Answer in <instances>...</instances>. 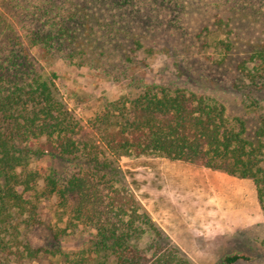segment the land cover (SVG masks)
<instances>
[{
    "label": "trees",
    "instance_id": "obj_1",
    "mask_svg": "<svg viewBox=\"0 0 264 264\" xmlns=\"http://www.w3.org/2000/svg\"><path fill=\"white\" fill-rule=\"evenodd\" d=\"M18 1L24 17L19 21L28 22L24 31L32 47L69 61L95 62L107 74L123 76L131 54L152 52L147 31L163 33V22L175 26L163 12L169 2L181 0H38L25 7ZM217 25L224 29L228 23ZM22 40L0 17V254L5 264L12 257L15 264L51 257L65 264H195L131 189L119 167L124 159L164 158L252 180L264 210V120L250 135L245 120L232 118L215 98L185 88L139 85L138 95L97 115L90 123L94 135L81 141V121L58 96L55 82L40 73ZM221 44L229 52L235 46L231 39ZM120 51V61L115 60ZM238 70L248 86L261 87L264 48L244 58ZM55 157L75 163L71 177L33 167ZM52 198L70 224L96 230L89 257L65 253L60 231L45 227L40 204ZM23 227L50 231L48 247L19 240ZM241 259L231 255L223 262Z\"/></svg>",
    "mask_w": 264,
    "mask_h": 264
},
{
    "label": "rangeland",
    "instance_id": "obj_2",
    "mask_svg": "<svg viewBox=\"0 0 264 264\" xmlns=\"http://www.w3.org/2000/svg\"><path fill=\"white\" fill-rule=\"evenodd\" d=\"M5 1V4L0 2V17L14 25L40 73L55 82L58 96L81 121L84 128L81 141L94 135L95 130L90 123L97 115L124 97H135L144 85L185 88L215 98L227 107L232 118L245 120L250 135L263 123L264 82L258 88L248 86L238 65L256 49L264 48V0L169 2L172 5L163 13L169 21H176L175 26H166L163 22L160 26L166 29L163 33L160 28L153 33L151 29L147 31L146 47H152V52L140 50L131 54L132 62L123 76L109 75L95 62L82 64L78 59L69 61L59 55H49L45 49L32 47L24 31L28 22L19 21L24 18L17 8L19 1ZM20 2L24 7L30 3L38 4V0ZM160 15L163 16L162 12ZM218 20L228 23L227 28H218ZM230 39L235 45L231 52L221 44V41L229 42ZM1 44L5 45L3 41ZM114 55L112 57L120 61L123 54L120 51ZM132 160H122L119 167L133 190ZM36 166L44 167L48 172L51 170L62 179L71 177L77 170L74 162L57 157L36 161L33 167ZM239 182L248 198L247 206L236 209V201L230 196L234 210L226 215V220L232 227L231 231L210 242L198 240L197 254H193L195 258L189 255L195 264H224L223 258L231 255L243 257L235 264H264V210L254 182L241 179ZM211 193L218 199L216 192ZM40 205L42 217L46 220L45 227L52 226L61 233L62 250L70 256L83 254L89 257L92 253L89 249L96 241V230L92 226L70 224L68 216H63L58 208L56 198L42 201ZM18 238L29 240L36 247H48L52 237L46 228L23 227ZM11 245L14 250L17 249ZM19 249L22 251L23 247L19 245ZM11 260V264H15L14 257ZM0 261L5 264L1 254ZM65 261L51 257L42 258L35 264H65Z\"/></svg>",
    "mask_w": 264,
    "mask_h": 264
},
{
    "label": "crops",
    "instance_id": "obj_3",
    "mask_svg": "<svg viewBox=\"0 0 264 264\" xmlns=\"http://www.w3.org/2000/svg\"><path fill=\"white\" fill-rule=\"evenodd\" d=\"M132 163L131 185L140 201L172 241L193 258L198 240L210 242L231 231L226 220L234 210L230 196L236 209L247 206L240 179L224 172L164 158H137Z\"/></svg>",
    "mask_w": 264,
    "mask_h": 264
}]
</instances>
